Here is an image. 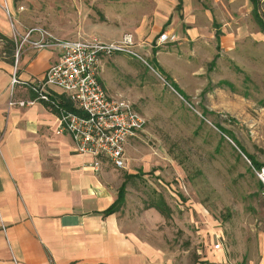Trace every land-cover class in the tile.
I'll return each mask as SVG.
<instances>
[{
  "label": "crops",
  "instance_id": "1",
  "mask_svg": "<svg viewBox=\"0 0 264 264\" xmlns=\"http://www.w3.org/2000/svg\"><path fill=\"white\" fill-rule=\"evenodd\" d=\"M86 1L51 0L62 13L57 23L65 22V5L72 2L76 8L78 31L68 38L105 41L108 36L111 42L130 33L140 49H154L159 70L181 91L184 78L199 75L195 62L214 63L224 54L236 55L251 36L264 39L256 30L251 0H108L105 10H97L99 20H94V2ZM35 3L39 1L0 0V35L13 40V20L22 36L41 28L65 40L61 36L69 34L63 27L55 32L30 22L27 6H39ZM164 32L174 33L177 41L158 45ZM7 49L0 37V264H173L158 234L144 230L141 217L124 214L123 207L103 214L117 201L123 184L127 192L125 177L133 175L129 159L127 174L107 160L97 171L92 156L79 154L68 134H57L59 117L45 101L9 106L12 98H34L32 86L60 61V50H35L26 44L16 65L15 46V55ZM14 75L18 83L13 87ZM48 94L70 101L57 88H48ZM150 211L149 217H160L155 209ZM216 244L214 251H222ZM258 253V263L251 264H264V234Z\"/></svg>",
  "mask_w": 264,
  "mask_h": 264
},
{
  "label": "rangeland",
  "instance_id": "2",
  "mask_svg": "<svg viewBox=\"0 0 264 264\" xmlns=\"http://www.w3.org/2000/svg\"><path fill=\"white\" fill-rule=\"evenodd\" d=\"M38 1L27 6L30 22L55 32L61 26L69 34L61 37L74 39L68 38L78 31L73 3L65 5V22L57 23L62 13L56 3ZM90 1L99 20L97 10L108 0ZM250 39L236 55L195 62L201 76L184 78V97L159 70L150 47L136 51L152 68L124 54L104 63L108 94L132 102L148 121L141 138L126 146L133 175L125 177L123 213L138 215L144 230L158 234L173 264L258 263L264 199L254 163L264 166V39ZM153 204L168 216L156 210L160 217H149ZM217 242L222 251H214Z\"/></svg>",
  "mask_w": 264,
  "mask_h": 264
},
{
  "label": "built area",
  "instance_id": "3",
  "mask_svg": "<svg viewBox=\"0 0 264 264\" xmlns=\"http://www.w3.org/2000/svg\"><path fill=\"white\" fill-rule=\"evenodd\" d=\"M4 8L10 16L8 6ZM12 27L16 65L26 44L35 50L59 49L61 59L48 69L38 84L32 86V100L16 102L12 98L9 106L26 107L37 101L51 102L58 110L60 125L57 134H68L79 154L92 156L94 162L91 166L95 170H100L103 160H107L116 169H125L126 146L141 138L148 121L132 102L122 96L113 97L108 94L103 85L102 72L104 63L118 54L128 55L152 68L136 51L140 44L135 37L126 33L121 39L111 42L96 37L62 40L41 28H31L22 36L16 30L13 20ZM35 33L39 35L37 39L32 38ZM176 41L174 33L164 32L159 36L158 45ZM17 83L18 79L14 75L13 87ZM48 88L62 90L78 112L52 101ZM254 173L264 199V166L255 168ZM214 248L222 249L221 243H217Z\"/></svg>",
  "mask_w": 264,
  "mask_h": 264
},
{
  "label": "trees",
  "instance_id": "4",
  "mask_svg": "<svg viewBox=\"0 0 264 264\" xmlns=\"http://www.w3.org/2000/svg\"><path fill=\"white\" fill-rule=\"evenodd\" d=\"M253 5H254V10L252 12V15L255 19L256 24L258 25V27L260 28V31L264 34V18L262 17V15L260 14V6H261V1L260 0H251ZM0 37L2 39H4L5 41H7V46L8 49L7 51L10 52L12 55H15V51H14V41L13 40H9L8 38H5L4 36L0 35ZM217 38H219V36H217ZM155 61V60H153ZM168 82H171L172 87H174V89H176L183 97L185 96L184 93L178 88V86L173 83L169 77L167 78ZM52 101L57 102L58 104H60L62 107L70 110V111H76L73 108V104L68 101V100H62V101H58L56 99H52ZM48 104V106L52 109V111H54L56 114H58V110L54 107V105L51 102H46ZM251 159V158H250ZM255 165L258 166V168H261V166H259L257 163H254ZM131 177V176H129ZM125 195H126V185L123 184V186L120 188L119 193H118V199L117 201L110 207L108 208V210H106L103 214L104 215H111L114 214L116 212H118L121 207L124 205L125 203ZM149 209H155L157 210L162 216H168V213L166 212V210L164 208H162L161 206H158L156 204H153Z\"/></svg>",
  "mask_w": 264,
  "mask_h": 264
}]
</instances>
